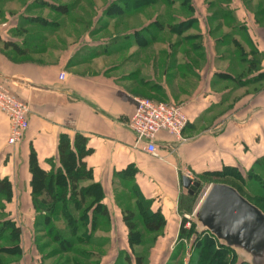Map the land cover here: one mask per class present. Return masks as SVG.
I'll list each match as a JSON object with an SVG mask.
<instances>
[{"label":"crops","instance_id":"1","mask_svg":"<svg viewBox=\"0 0 264 264\" xmlns=\"http://www.w3.org/2000/svg\"><path fill=\"white\" fill-rule=\"evenodd\" d=\"M183 2L173 10L169 4L161 9L159 0H149L143 8H151L150 16L134 6V15L143 19L130 34L115 37L98 35L108 29L101 19L78 33L74 25L67 30L68 26L57 28L25 18L46 17L43 11L54 12L48 5L30 0L14 10L10 0H0V24L7 23L1 38L26 49L18 53L0 41V80L30 106L28 127L14 144L7 142L9 121L0 111V179L11 184L8 197L0 193V219L15 226L16 219H32L38 232L40 212L33 206L29 159L33 155L46 172L58 165L61 133L87 137L91 152L85 162L92 179L83 184L100 183L112 223L108 232L111 235L113 223L120 221L127 245L122 219L126 205L119 198L124 182H133V208H127L135 215L139 200L161 213L164 224L154 232L156 243L163 247L171 238V249L181 240L182 218L187 219L184 228L188 229L199 200L185 206L188 189L182 185L183 175L209 185L220 181L206 178V172L235 167L244 174L255 166L257 157L264 155V0ZM114 13L121 12L108 14ZM12 16L17 19L9 25ZM160 17V25H155ZM144 26L152 35L137 36ZM30 27L36 30L26 39L23 35ZM43 27L48 30L45 35ZM130 40L133 43L127 47L133 48V62L125 67L120 65L127 50L122 45ZM136 96L182 103L188 117L182 130L185 140L177 143L173 135L160 132V156L144 151L127 127ZM19 228V250L5 252L8 256L19 258L24 251L22 239L28 235ZM0 229V238L14 245L10 231ZM39 236L34 235L37 250ZM15 263L19 264L18 259Z\"/></svg>","mask_w":264,"mask_h":264},{"label":"rangeland","instance_id":"2","mask_svg":"<svg viewBox=\"0 0 264 264\" xmlns=\"http://www.w3.org/2000/svg\"><path fill=\"white\" fill-rule=\"evenodd\" d=\"M27 1L30 0H10V8L16 10L17 7H21ZM31 1H33V3H35L36 1L38 3L52 2L53 4H63L69 6V10L66 14H59L56 12L51 13L47 12L46 10L43 11V13L41 14L46 15L47 18L45 16H41L42 18L39 17L34 20L37 21L39 19V22L43 23L42 25H50L51 23L52 27L57 26V28L68 26L67 30L71 29L72 25H74V27H76L74 31L76 30L78 33H80L81 31L85 32V30H88L93 21L101 19V21L99 22H103L104 24L106 23L108 25V29H106L104 32L102 31L98 35L101 34L104 36H111L114 34L115 37H118L120 33L122 34V37L123 35H125L123 34L124 32L126 33V35L128 33L130 34L132 32L133 25L143 19V17H136L134 15L137 14V12L133 13L131 6L141 7V10H143L144 15L146 16H150L149 12L151 11V8H143L145 4L149 3V0ZM151 1L153 2L155 0ZM183 1L184 0H159L157 7H159V5H162L161 9H163V4H169L171 5V8L175 10V5L180 6V4L184 3ZM125 3H127L131 9L123 11L116 15L115 13L114 15H110L107 13V10L111 7L113 8L112 10H114L117 4L123 5ZM127 4H125L124 6L127 7ZM153 7L155 8V6ZM16 19L17 16L10 17L9 25H14ZM159 19L161 20V17L155 18V22L153 23L159 26ZM99 22H96L95 24V32L101 30ZM81 27H83V30ZM1 28L5 27H0V32L3 31L1 30ZM42 29V34H47V28L43 27ZM35 30L36 28L34 27L27 28L26 33L23 36L28 39L32 35H34ZM136 35L141 37V35L149 36L152 35V33L147 30L146 26H144L143 29L136 32ZM167 35V31H164L165 37L163 36V38L166 39ZM135 39L138 40L139 38L136 37ZM132 43L133 42L130 40L127 44L122 46L126 48ZM158 47H160V45ZM128 48L129 47H127V50H124L122 52L123 59L120 62V65L125 67L133 62V48ZM130 169L131 168H128V177H131L130 171L132 170ZM234 184L240 190L239 192L243 196H245L249 201L264 210V166L260 165L258 167H255L250 176H246L244 173L243 177L239 179V181H234ZM124 185L126 187H123L119 190V198H121L122 201L121 205H126L125 208H127L128 205L129 207L133 208V197H135V194L133 192V182L128 180L124 182ZM207 186V184L204 185L200 182L193 200H198ZM117 200L120 201V199ZM71 210L74 216L77 217L78 212H76L74 209ZM190 217H193V215L190 214ZM135 220L137 221L138 229H140L141 231V243L134 248H131L127 245L125 234L126 230L124 225L120 224V221L118 222V224L115 222L113 223L114 232L110 235L108 231L109 229H111V221L100 217L98 218L95 227L92 230H89L90 232L88 239L81 238L79 240L78 236L82 233V226L78 227V233L75 236L69 235L63 216L61 214H56L49 225H53V228L56 231L60 232L63 238L66 237L65 242L63 241V243H60L58 242V240H53L51 235H47V228L49 227V225L46 228L40 221L41 224L38 225L39 230L37 232L33 229L34 225L32 219L30 221H26L24 219H16L14 220L16 225L19 227L21 226L23 231H25L24 234L26 233L28 235V238H26L25 235V238L22 239L24 251L21 253V256L19 258H17L18 255L8 256L4 252H1L0 257L4 264H13V262L17 261V259L19 264H113L121 263L124 254H128L132 260V264H134L135 256L139 254L142 255V264H248L244 261V258L241 255L236 253V251H234L230 247L220 244L214 236L208 234L206 231L197 232L199 233L198 235L191 233L183 236L181 237V240L176 241L173 247L170 249L169 244L173 239L170 238V240L166 242V245H164L163 247L159 244L157 245L156 242L158 239V234L146 231L141 224L138 215H135ZM2 222L3 220L0 219V225ZM190 223L193 222L189 221L188 228L190 227ZM194 229H196L195 224ZM0 231L2 230L0 229ZM37 233L40 234L38 239V245L40 248L38 247V250L34 244V235H36ZM7 244H11V241H8L6 238L1 237L0 247H3Z\"/></svg>","mask_w":264,"mask_h":264},{"label":"trees","instance_id":"3","mask_svg":"<svg viewBox=\"0 0 264 264\" xmlns=\"http://www.w3.org/2000/svg\"><path fill=\"white\" fill-rule=\"evenodd\" d=\"M42 4L50 6L54 12L59 14H66L69 10V6L63 4H53L52 2H42ZM125 4H117L115 7L116 9L114 8V10H112L113 8L111 7L107 10V13L111 11L123 12L131 8L133 10L132 6L130 8L127 4V7H125ZM25 18L34 21L36 18H39V16H26ZM37 21H39V19ZM0 41H2L3 46H11V48L18 53L26 52V49L19 47L12 41L2 39L1 36ZM90 152L91 148L87 146L86 136L75 133L71 138L67 133H61L58 139V165L55 166L53 164L50 171L46 172L42 170L38 166L35 157L33 155L30 156L29 170L32 176L31 196L33 199V206L40 212L36 221L37 226L41 224V221L43 226L47 228L49 223L52 222L53 216L61 214L64 218L69 235L75 236L78 227L82 226V233L78 236L80 240L81 238L88 239L89 230L95 227L98 218L108 219L107 207L102 201L104 193L100 183L92 181L88 184H83L92 179V170L85 162V156ZM260 165L264 166V155L257 157L255 166L251 167L245 175L250 176L253 169ZM131 169L133 171V168ZM243 175L244 174L235 167H223V169L219 171H211L204 174L206 178L212 181L226 182L234 187H236L234 181H239ZM197 188L192 192L189 190L186 191L185 206H189V203L192 202ZM238 191L240 190L238 189ZM10 192L11 184L5 178L0 179V193L8 197ZM71 209L78 212L77 217L74 216ZM138 210L139 220L146 231L157 232L160 230L164 224V218L159 211L150 210L147 201L144 200H139ZM122 219L127 228L128 245L133 248L134 245L141 243V231L137 227L135 213L128 208H123ZM186 221L187 219L185 217L182 218L178 237L181 238L191 233L198 235L199 233L195 232L193 223H190L188 229L184 228V223ZM0 228H7L12 235V240L15 242V244L10 247H0V254L1 252L17 253L19 250L17 242L19 240L20 228L15 226L10 220L3 221ZM54 230L53 225H49L47 228V235H51L53 240H58L60 243H63V241L65 242L66 237L63 238L60 232ZM0 264H4L1 257ZM113 264H132V260L128 254H124L121 263ZM134 264H142V255L138 254L135 256Z\"/></svg>","mask_w":264,"mask_h":264},{"label":"water","instance_id":"4","mask_svg":"<svg viewBox=\"0 0 264 264\" xmlns=\"http://www.w3.org/2000/svg\"><path fill=\"white\" fill-rule=\"evenodd\" d=\"M181 182L190 192L200 184L187 175ZM190 217L195 231H208L248 264H264V211L225 182H212L204 190Z\"/></svg>","mask_w":264,"mask_h":264},{"label":"built area","instance_id":"5","mask_svg":"<svg viewBox=\"0 0 264 264\" xmlns=\"http://www.w3.org/2000/svg\"><path fill=\"white\" fill-rule=\"evenodd\" d=\"M6 22L0 24L5 27ZM64 72L59 74L62 78ZM134 108L130 114L127 127L134 134L136 142L147 153L159 157V140L157 134L166 132L175 137V141L182 138V130L188 122L182 103L156 100L146 96L134 97ZM0 111L8 118L9 131L7 142L14 144L21 140L28 127L29 103L18 98L0 80ZM188 176V175H187Z\"/></svg>","mask_w":264,"mask_h":264},{"label":"bare ground","instance_id":"6","mask_svg":"<svg viewBox=\"0 0 264 264\" xmlns=\"http://www.w3.org/2000/svg\"><path fill=\"white\" fill-rule=\"evenodd\" d=\"M195 179V178H194ZM197 179V178H196ZM200 181V180H199Z\"/></svg>","mask_w":264,"mask_h":264}]
</instances>
